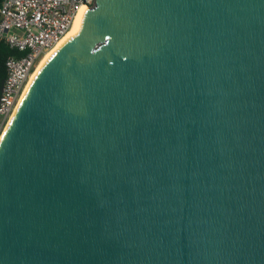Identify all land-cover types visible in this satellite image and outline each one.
I'll return each instance as SVG.
<instances>
[{"label":"water","instance_id":"water-1","mask_svg":"<svg viewBox=\"0 0 264 264\" xmlns=\"http://www.w3.org/2000/svg\"><path fill=\"white\" fill-rule=\"evenodd\" d=\"M0 264H264V0H95L0 140Z\"/></svg>","mask_w":264,"mask_h":264},{"label":"built area","instance_id":"built-area-1","mask_svg":"<svg viewBox=\"0 0 264 264\" xmlns=\"http://www.w3.org/2000/svg\"><path fill=\"white\" fill-rule=\"evenodd\" d=\"M94 5L95 0H0V40L22 54L5 60L1 124L11 115L44 53L72 26L80 8Z\"/></svg>","mask_w":264,"mask_h":264},{"label":"bare ground","instance_id":"bare-ground-1","mask_svg":"<svg viewBox=\"0 0 264 264\" xmlns=\"http://www.w3.org/2000/svg\"><path fill=\"white\" fill-rule=\"evenodd\" d=\"M83 8V7H82ZM81 9V8H80ZM79 9V10H80ZM79 12V11H78ZM78 14V13H77ZM76 17H77V15H76ZM76 17H75V19H74V21H73V23H72V26L67 30V32L50 48V49H48L45 53H44V55L41 57V59H40V61L38 62V64L36 65V67H35V69H34V71H33V73L31 74V76H30V78H29V80L31 79V77L33 76V74H34V72L36 71V69L39 67V65L42 63V61L49 55V53L61 42V41H63L64 39H66L68 36H70L72 33H73V31H74V28H75V21H76ZM29 80L27 81V83L29 82ZM27 83H26V85H27ZM26 85H25V87H26ZM25 87H24V89H23V91H22V93H21V95H20V97H19V99H18V101H17V104H16V106L14 107V109H13V111H12V113H11V115L9 116V118L7 119V123H6V126H4L5 128H4V131L2 132V134L0 135V140H1V138H2V136H3V134H4V132H5V130H6V128H7V126H8V124L10 123V121H11V118H12V116H13V114H14V112H15V110H16V108H17V105H18V103H19V101H20V99H21V96H22V94H23V92H24V90H25Z\"/></svg>","mask_w":264,"mask_h":264},{"label":"trees","instance_id":"trees-1","mask_svg":"<svg viewBox=\"0 0 264 264\" xmlns=\"http://www.w3.org/2000/svg\"><path fill=\"white\" fill-rule=\"evenodd\" d=\"M22 54L16 49L10 48L4 40H0V91L6 76L5 60L10 56H21Z\"/></svg>","mask_w":264,"mask_h":264},{"label":"rangeland","instance_id":"rangeland-1","mask_svg":"<svg viewBox=\"0 0 264 264\" xmlns=\"http://www.w3.org/2000/svg\"><path fill=\"white\" fill-rule=\"evenodd\" d=\"M6 123H7V122L1 124V122H0V124H1V125H0V135H1L2 132L4 131V128H5L4 126H6Z\"/></svg>","mask_w":264,"mask_h":264}]
</instances>
